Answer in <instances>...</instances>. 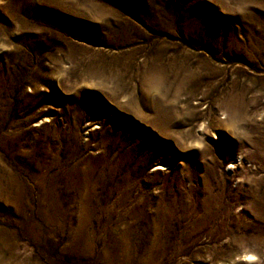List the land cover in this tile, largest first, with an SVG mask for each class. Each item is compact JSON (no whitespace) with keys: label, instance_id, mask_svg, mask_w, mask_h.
I'll use <instances>...</instances> for the list:
<instances>
[{"label":"rangeland","instance_id":"obj_1","mask_svg":"<svg viewBox=\"0 0 264 264\" xmlns=\"http://www.w3.org/2000/svg\"><path fill=\"white\" fill-rule=\"evenodd\" d=\"M0 264H264V0H0Z\"/></svg>","mask_w":264,"mask_h":264},{"label":"snow or ice","instance_id":"obj_2","mask_svg":"<svg viewBox=\"0 0 264 264\" xmlns=\"http://www.w3.org/2000/svg\"><path fill=\"white\" fill-rule=\"evenodd\" d=\"M249 259H252V257H249Z\"/></svg>","mask_w":264,"mask_h":264},{"label":"bare ground","instance_id":"obj_3","mask_svg":"<svg viewBox=\"0 0 264 264\" xmlns=\"http://www.w3.org/2000/svg\"><path fill=\"white\" fill-rule=\"evenodd\" d=\"M161 169V168H160Z\"/></svg>","mask_w":264,"mask_h":264}]
</instances>
